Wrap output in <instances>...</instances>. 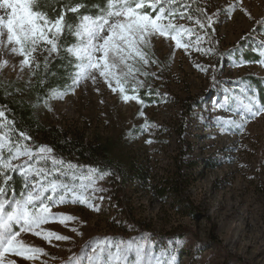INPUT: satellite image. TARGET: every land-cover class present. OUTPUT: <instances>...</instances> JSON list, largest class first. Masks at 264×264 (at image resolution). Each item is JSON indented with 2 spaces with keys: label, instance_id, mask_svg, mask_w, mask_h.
<instances>
[{
  "label": "rangeland",
  "instance_id": "1",
  "mask_svg": "<svg viewBox=\"0 0 264 264\" xmlns=\"http://www.w3.org/2000/svg\"><path fill=\"white\" fill-rule=\"evenodd\" d=\"M197 3L208 15L217 13L213 17L219 21L214 23L215 32L209 29L210 35L202 43L214 52L201 55L191 49L186 54L175 49L170 40L154 38L153 58L159 64L148 67L156 75L147 77L145 86L150 85L157 97L153 104L125 103L119 92L113 93L98 78L95 83L82 82L63 100L51 101V110L43 103L37 106L36 116L42 125L78 129L91 143L110 142L114 161L135 162L146 169L147 176L143 188L124 190L118 185L119 177L110 173L95 185L77 180L80 198H87L99 211L86 203H73L69 197L53 212L76 219L67 225L49 223L43 228L70 239L48 242L22 233L25 243L43 248L48 255L36 261L13 257L17 264H67L70 257L91 254V248L105 238L110 244L121 239L147 243L161 260L165 259L161 253L167 250L171 253L169 264H264V113L249 119L243 130L221 126L224 120H238L247 114L250 102L257 105L255 92L243 79L264 78V26L257 24L264 20V0ZM245 50L261 60L242 62L239 52ZM21 59L0 52V62L8 61L0 70V82L28 85L32 76L27 68L20 72ZM38 59L43 62V57ZM187 106L191 108L189 114L184 112ZM146 121L154 126L143 130ZM27 143L33 149L46 146L43 142ZM180 156L185 165L191 164V171L183 173L189 180L184 194L196 218L177 212L152 187L171 178ZM68 164L64 162L65 172ZM70 164L75 166L77 177L90 175L91 168ZM47 167H52L51 162ZM13 176L18 182L17 194L26 182H33L18 173ZM93 188L103 191L93 192Z\"/></svg>",
  "mask_w": 264,
  "mask_h": 264
},
{
  "label": "snow or ice",
  "instance_id": "2",
  "mask_svg": "<svg viewBox=\"0 0 264 264\" xmlns=\"http://www.w3.org/2000/svg\"><path fill=\"white\" fill-rule=\"evenodd\" d=\"M58 6L59 0L56 6L51 0H0V10L4 13L0 14V52L22 57L20 72L27 68L31 76H36L41 69L38 58L43 57L39 80L43 88L50 75H57L50 69L52 62L57 57L66 61L62 70L70 83L64 89L47 90L42 103L48 110H51V101L63 100L82 82L91 80L95 83L98 78H102L113 93L119 92L125 103L136 101L146 106L139 91L145 88L147 77L156 75L147 70L150 65L159 64L153 58L152 50L156 37L170 40L175 49H182L186 54H190L191 49L201 55L214 52V48L202 47V43L210 35L209 29L215 32L214 23L219 21H214L213 17L217 13L208 15L197 0H106L105 8L97 6L99 14L95 16L80 14V9L86 5H73L70 0L57 12ZM48 8L54 16L49 15ZM242 11L252 18L246 9ZM67 13L78 14L75 23L67 18ZM257 24L264 26V20ZM68 36L73 38L71 44L66 42ZM261 47L264 48V43ZM7 65V60L0 62V70ZM197 67L207 71L201 65ZM31 83L30 79L28 84ZM5 87L0 82V89ZM10 94L4 92L6 97ZM145 94L153 95L150 85ZM155 95L160 94L157 91ZM39 104L38 96L33 107ZM262 113L264 105L250 102L247 114H241L238 120H224L221 126L243 130L249 119ZM140 115H144L143 111ZM153 126L146 121L143 130ZM30 139L24 132L17 136L14 122L6 120L5 110L0 108V264H17L15 258L36 261L48 255L43 248L25 243L21 239L22 233H31L48 242L69 240L66 235L43 228L49 223L67 225L76 219L72 215L53 212V208L64 204L69 197L73 203H86L92 210L99 211L98 206L87 198H80L75 183L79 180L81 184L95 185L107 173L90 169L88 177L80 178L70 163L65 172L64 161L56 160L51 147L33 149L27 143ZM147 142L151 143L150 140ZM48 162H51V168L47 167ZM16 173L33 181L26 182L24 190L18 194L10 183ZM95 191L103 189L93 188ZM99 199L103 200V197ZM72 231L77 230L73 228ZM161 256L165 259L157 257L151 245L135 239H121L117 244H110L105 238L91 248V254L70 257L67 264H169L167 258L171 253L165 250Z\"/></svg>",
  "mask_w": 264,
  "mask_h": 264
},
{
  "label": "trees",
  "instance_id": "3",
  "mask_svg": "<svg viewBox=\"0 0 264 264\" xmlns=\"http://www.w3.org/2000/svg\"><path fill=\"white\" fill-rule=\"evenodd\" d=\"M71 4H84L86 8L80 9V14H91L93 16L99 14V8L106 7V0H70ZM53 6L57 5V0H51ZM69 3V0H59V7ZM50 16H54L51 9H46ZM67 18L73 23L76 22V16L78 14L67 13ZM64 38H62L63 40ZM66 42L71 44L73 38L67 37ZM237 53L239 51H236ZM236 53V54H237ZM240 60L244 63H258L261 57L248 50L239 52ZM66 61L62 57H57L50 69L57 73L56 76H49L46 84L43 88L39 85V80L43 71V62H41V69L37 71L36 76L31 77V85L17 84L12 82H2L6 87L0 89V108L5 110V119L14 122V127L19 132H24L31 139L29 143H44L47 147L53 149L52 155L65 163H72L74 165L86 166L91 169H96L99 172L110 173L117 175L120 179V189L124 190L127 187H140L146 183L147 172L143 166L135 162H128L126 164L117 163L110 157V142H88L84 135L78 129L68 128L67 130L49 128L42 125L36 116L37 97H40V103L49 88L64 89L70 80H68L62 70V65H65ZM243 81L246 83L250 90L255 92L256 103L258 106L264 105V78L245 77ZM16 89H20L17 92ZM148 88L140 89L139 95L145 103L153 104L157 97L146 95ZM10 92L7 97L4 92ZM192 104H189L191 106ZM187 106L184 111L185 114L191 113V108ZM191 164H184L182 157L180 156L175 164L174 173L169 180H165L161 186L154 187V192L159 198L168 199L170 205L174 207L177 212L184 213L187 216L196 218L195 209L190 203L189 199L185 196L184 192L187 187L188 179L183 175L187 170V173L191 171ZM12 188L17 193L18 182L13 178L10 182ZM125 223H128L126 219Z\"/></svg>",
  "mask_w": 264,
  "mask_h": 264
}]
</instances>
